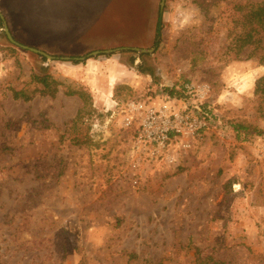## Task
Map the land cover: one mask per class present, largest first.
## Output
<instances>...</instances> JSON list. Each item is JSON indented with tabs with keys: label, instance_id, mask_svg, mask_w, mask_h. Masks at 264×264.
I'll use <instances>...</instances> for the list:
<instances>
[{
	"label": "rangeland",
	"instance_id": "obj_1",
	"mask_svg": "<svg viewBox=\"0 0 264 264\" xmlns=\"http://www.w3.org/2000/svg\"><path fill=\"white\" fill-rule=\"evenodd\" d=\"M261 4L0 0L13 38L56 58L0 21V264H264V64L232 44ZM123 48L151 52L62 59ZM32 73L55 98L12 99ZM130 102L206 125L157 150Z\"/></svg>",
	"mask_w": 264,
	"mask_h": 264
},
{
	"label": "built area",
	"instance_id": "obj_2",
	"mask_svg": "<svg viewBox=\"0 0 264 264\" xmlns=\"http://www.w3.org/2000/svg\"><path fill=\"white\" fill-rule=\"evenodd\" d=\"M168 101L173 100L168 99ZM126 109L125 127L136 126L141 141L157 150L163 149L174 137L195 136L206 125L205 122L181 114L169 103L159 108H152L144 107L141 103L130 102L126 105Z\"/></svg>",
	"mask_w": 264,
	"mask_h": 264
},
{
	"label": "trees",
	"instance_id": "obj_3",
	"mask_svg": "<svg viewBox=\"0 0 264 264\" xmlns=\"http://www.w3.org/2000/svg\"><path fill=\"white\" fill-rule=\"evenodd\" d=\"M243 21V27L241 33L235 36L233 40V48L235 54L240 52V49L247 47L249 49L248 54L245 56V60H255L259 64H264V4L252 6L249 15H241ZM31 82L38 85L39 88L31 91L30 94L24 91H13L12 99L21 100L24 103H28L33 100L37 95L39 97L55 98L58 90V84L49 78V76L31 74ZM167 99H181V94L174 89L167 91ZM80 99L82 103H86L87 97L85 94H81ZM235 131H246V127L236 126Z\"/></svg>",
	"mask_w": 264,
	"mask_h": 264
},
{
	"label": "water",
	"instance_id": "obj_4",
	"mask_svg": "<svg viewBox=\"0 0 264 264\" xmlns=\"http://www.w3.org/2000/svg\"><path fill=\"white\" fill-rule=\"evenodd\" d=\"M163 4H164V0H161V9H162ZM0 21L2 22V31H3L7 41L11 45H13V46H15V47H17L23 51H27V52L32 53L34 55H37L39 57L45 58L49 61H53L56 59L55 57L49 56L48 54H46L45 52H43L41 50H38V49L32 48V47H28V46L22 45L19 42H17L13 38V36L11 35V33L7 27L6 21L4 20V17L2 14H0ZM123 50H131V51H135L138 53H149V52H151V51L139 50V49H134V48H132V49L123 48V49L106 50V51H94V52H91L90 54H88L86 57L72 58V59L69 57H65L62 59L65 61H70V60H72V61H85L86 59H89L91 57H97V56L102 55V54H111L113 52L123 51Z\"/></svg>",
	"mask_w": 264,
	"mask_h": 264
}]
</instances>
